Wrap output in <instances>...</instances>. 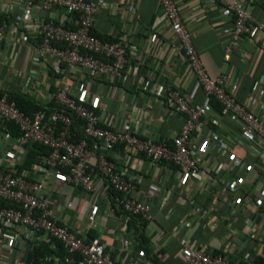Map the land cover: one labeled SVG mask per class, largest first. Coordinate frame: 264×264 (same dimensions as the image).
<instances>
[{
  "label": "crops",
  "instance_id": "1",
  "mask_svg": "<svg viewBox=\"0 0 264 264\" xmlns=\"http://www.w3.org/2000/svg\"><path fill=\"white\" fill-rule=\"evenodd\" d=\"M97 1L100 7L94 31L102 39L122 41L127 50L126 81L91 77L79 69L54 71L27 43L35 45L39 41L36 26L43 21L75 27L74 16L62 9L45 11L40 3L25 6L16 0H0V24L7 28V38L0 49V88L30 93L42 105H48L51 92L67 85L72 95L80 97L84 93L88 102L97 103L94 108L104 126L130 130L158 141L171 140L179 132L184 116L163 96V87L153 89L151 83L176 85L194 104L208 101L210 110H217L213 105L215 99L207 100L198 84L180 41L162 12L160 0ZM175 2L209 74H223L229 85L237 84L238 98L247 103L254 83L259 81L264 86V34L237 37V46L230 59H226L225 49L233 39L230 11L220 3L203 0ZM245 3L251 16L264 23V2ZM3 5L7 11H2ZM24 35L29 37L27 41ZM49 109L46 107V111ZM254 111L264 119V111ZM207 124L191 136L193 144L204 142L208 128L213 127L211 117ZM224 128L226 147L204 152L201 179L172 163H154L122 146L110 152L117 167L135 181L136 198L142 199L144 193L155 190L148 199L153 218L146 221L144 228L121 208L112 209L109 187L97 174L99 189L90 199L79 187L48 175L46 192L55 202L54 215L84 241L99 240L120 264H183L181 239L211 252L221 251L242 264L264 258V199L257 200L258 193L253 190L257 168L247 175L243 200L234 203L237 193L224 186L226 179L237 175L240 164L255 166L254 147L246 137L236 140L231 135L235 128L231 122L227 121ZM28 148L29 145H19L17 136L0 118V159L8 162L4 171L31 177L34 163L30 168H21ZM94 203L99 204V211L91 221L88 214ZM138 227L139 233L143 230L148 238L157 261L141 248ZM41 243L54 251L57 247L56 240L46 241L40 234L22 241L25 257ZM12 244L0 227V264H15L9 249Z\"/></svg>",
  "mask_w": 264,
  "mask_h": 264
},
{
  "label": "built area",
  "instance_id": "2",
  "mask_svg": "<svg viewBox=\"0 0 264 264\" xmlns=\"http://www.w3.org/2000/svg\"><path fill=\"white\" fill-rule=\"evenodd\" d=\"M16 1L25 6L40 3L45 11L62 9L74 16V28L52 20L43 21L36 26L39 41L35 45L27 43L35 50L37 57L48 62L54 71L72 72L79 69L91 77L127 80V50L122 41L103 40L93 33L100 7L97 0ZM203 1L220 3L233 16V39L225 49L226 59H230L237 46V37L249 35L254 38L264 34V23L251 16L245 0ZM160 3L207 100L215 99L220 109L210 110L208 101L194 104L178 86L171 83H151L153 89L162 86L163 96L184 116L179 132L171 140L158 141L140 137L130 130L104 126L94 108L97 103L88 102L84 93L80 97L72 95L67 85L51 92L50 97L56 104L48 115L46 105L33 113L23 111L15 100L9 98V91L0 88V118L4 124L10 121L19 127V145L39 143L50 148L49 155L42 162L34 163L31 177L4 171L8 162L0 159V227L3 236L13 241L9 249L15 264H120L99 240L86 242L68 225L60 222L53 213L55 202L48 197L45 184L46 177L52 174L64 183L79 187L83 195L90 199L99 189L95 178L97 174L108 187L116 191L115 202L119 208L143 220H152L148 199L153 196L154 189L144 193L142 199L134 196L137 188L135 181L125 170L119 169L110 156V152L118 146L131 153L144 155L154 163H172L192 177L201 179L204 152L208 148L220 150L226 147L227 130L224 127L229 121L235 127L231 135L236 140L246 137L251 141L257 163L254 167L240 164L237 175L226 179L224 186L237 193L234 203L243 200L247 175L257 168L253 190L258 193L257 200L264 199V119L254 111H264V86L259 81L255 82L247 103H243L237 95V84L229 85L225 75L212 76L207 71L175 0H160ZM2 11H7L5 5ZM6 38L7 28L0 24V49ZM28 38L27 35L23 37L24 41ZM95 98L99 99V96ZM74 115L83 120L84 136L79 140L75 138L76 134H72ZM210 117L213 127L208 128L204 142L193 144L191 136L207 127ZM249 199L255 200L254 197ZM98 211L99 204L94 203L88 218L93 221ZM40 234L46 241L53 239L61 246H57L52 253L25 257L21 249L22 241ZM180 245L183 264H242L231 260L223 252H211L186 239H181ZM244 264H264V261L249 260Z\"/></svg>",
  "mask_w": 264,
  "mask_h": 264
},
{
  "label": "trees",
  "instance_id": "3",
  "mask_svg": "<svg viewBox=\"0 0 264 264\" xmlns=\"http://www.w3.org/2000/svg\"><path fill=\"white\" fill-rule=\"evenodd\" d=\"M72 28H74V27H72ZM93 33L101 38V36L98 35L94 30H93ZM103 40H105V39H103ZM0 93H2V92L0 91ZM9 98L11 100H15L17 105L19 106V108H21L23 111H25L27 113H33L34 111H37L39 109L44 108V105H42V103L37 101L35 97H33L30 93H27L24 91H9ZM55 104H56V102L54 100H51L48 103V105H46V107L48 106L50 108L49 110H47V115L52 111V108ZM213 105L215 106V108H217V110L220 109V105L216 100L214 101ZM73 120L74 121H73V125H72V134H76L75 138L77 140H79L84 136L83 135V128H82L83 120L78 118L76 115L73 116ZM6 126L8 127V129H10V131L12 132L13 135H15V136L19 135V133H20L19 127L14 122L8 121V122H6ZM28 149H29V152H28L27 159L24 162V164L21 166V168H24V169L30 168V165L32 163L42 162L43 159L46 156H48L50 153V148H48L47 146H44L42 144H39V143H34V144L29 145ZM108 190L110 193L109 196L111 198V202H110L111 207L113 210H116L118 208V205L115 202V196L117 195V193L111 187H109ZM131 215L134 216L133 221L135 223L140 222L141 226L144 228V226L146 225V220L141 219V217L138 215H134V214H131ZM136 230L138 231V234H139L138 240L140 242L141 248H143V250H144V253L147 256H149L152 260L157 261L156 256L153 254V251L149 247L148 238H146L142 232L143 230H141L140 233H139V227H138V229L136 228ZM56 246H61V245L59 242L56 241ZM61 248L62 247H60V249ZM52 252H54L53 247H50L49 245H45V244L41 243L40 245L34 246L32 248V250L28 254V258L38 257L42 254L52 253ZM60 252H62V250H60ZM216 252H221V251H216ZM259 261H264V258L260 259Z\"/></svg>",
  "mask_w": 264,
  "mask_h": 264
}]
</instances>
